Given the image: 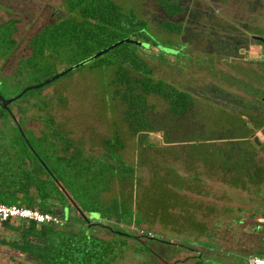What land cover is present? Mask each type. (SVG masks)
<instances>
[{
	"label": "trees",
	"instance_id": "obj_1",
	"mask_svg": "<svg viewBox=\"0 0 264 264\" xmlns=\"http://www.w3.org/2000/svg\"><path fill=\"white\" fill-rule=\"evenodd\" d=\"M151 1L156 2L166 15L159 28L181 36L184 27L174 20L185 12L182 0ZM64 4H68L65 16L56 17L29 39L30 55L17 63L14 73L33 67L29 60L39 54L45 56L47 41L54 37L50 28H55V36L59 39L68 40L64 43H74L73 49L89 53L83 60L123 40L116 37L121 31L140 37L125 39L155 49L158 47L144 31L146 20L137 18L134 10L127 14L113 0H64ZM18 24V19L0 22V76L3 65L10 61L18 48L14 38ZM155 56H146L138 46L124 43L78 69L89 65V70L103 72L112 101L118 102L122 108V122L128 132L139 144H144V149L162 150L158 155L163 164L166 158H171L173 163L183 158L185 169L196 178H217L228 184L235 175L242 181L238 189L252 185L249 181L255 185L257 180L254 178L263 177L264 168L256 161L258 147L253 138L256 132L264 131V114L246 115L240 109L257 108L258 102L264 105V68L260 69L261 73L243 70L246 78L240 75L227 78L225 73L214 71L215 67L210 63V73L216 72L211 85L217 98H200L157 78L147 62ZM10 78L5 77V83ZM49 85L36 90L37 94L40 95ZM150 97L166 104V120L156 121V107L149 102ZM224 98H230L239 108H228ZM20 121L10 106L8 110L0 108V204L50 213L62 222L59 226L2 222L1 226L15 238L0 239V244L33 264H109L111 259H117V247L127 246V239L141 238L126 233L123 228L129 226L127 224L132 219L134 198L140 196L141 189L143 194L147 191L138 176V167L129 165L123 158L125 143L119 132L115 130L112 137L103 139L100 151L94 154L84 150L82 143L63 140L58 135L60 131L55 121L45 117L43 131L51 134L34 137L33 142L40 146L36 150ZM152 135H158L156 143L148 142ZM156 168L160 169L159 166ZM166 169L170 172L177 170L164 164L163 174L154 172L150 183L161 181ZM166 180L165 186L168 187L173 178ZM196 182L200 183L199 179ZM185 188L199 191L195 185H185ZM177 201L169 199L167 205L176 207ZM66 208L76 213L72 221L65 219ZM90 214H98L101 221L91 222ZM145 216L143 213L140 218L143 222L148 221V215ZM113 224L118 227H112ZM96 228L112 239L101 238L95 232ZM116 236L124 237V240Z\"/></svg>",
	"mask_w": 264,
	"mask_h": 264
},
{
	"label": "rangeland",
	"instance_id": "obj_2",
	"mask_svg": "<svg viewBox=\"0 0 264 264\" xmlns=\"http://www.w3.org/2000/svg\"><path fill=\"white\" fill-rule=\"evenodd\" d=\"M113 1L127 14L134 10L137 18L146 20L144 31L148 32L158 47L155 49L146 44L142 46L149 55H156L155 58L147 59L155 76L200 98H217L211 85L214 83L212 77L216 72L225 73L227 78L233 75L246 78L247 74H244L243 70L261 73L260 69L264 68V47L252 39L253 36L264 39V0H182L185 12L174 20L184 27L181 36L168 34L159 28L165 13L156 2ZM67 7L68 4H64V0H0V20H19L18 32L14 36L18 48L1 70L0 95L5 99L18 95L27 87L43 83L81 63L88 56L89 53L83 50L73 49L74 43H64L68 40L59 39L55 36V28H50L54 37L47 41L49 43L45 56L39 54L29 60L33 67L14 73L17 63L30 55L29 39L43 26L50 24L53 18L64 17ZM56 26H59V23ZM67 31L69 34V30ZM116 37L140 39L128 31H121ZM58 46L63 48L58 49ZM210 63L214 65L213 70L216 72L210 73ZM88 66L75 69L72 74L51 83L40 95L36 90L30 92L27 97L12 103L10 109L16 118L21 120L22 128L36 150L40 146L39 143L33 142L34 137H39L42 133L51 134L43 131L45 117L55 121L60 131L58 135L63 140L72 139L75 143H82L84 150L94 154L100 151L101 141L112 137L115 130L121 135L125 143L123 158L129 165L138 167V176L147 191L143 194L141 189L140 196L134 198L132 219L127 224L129 226L123 228L126 233L141 238L128 239L125 241L127 246L117 247V259H111L109 264H175L177 261V264H193L190 263L194 260L193 257L199 255L208 264L244 262L247 256L237 252L231 243V250L226 252L224 249L228 248V240L235 239V230L244 225L245 214L264 213V175L254 178L257 180L255 185L249 181L252 185L238 189L242 183L239 176L234 175L228 184L217 178H196L192 172L185 169L183 158L176 163H173L171 158H166L164 164L177 170L170 172V169H166L161 181L150 183L154 172L158 171V175L164 172V164L158 155L162 150L144 149V144H139L138 140L132 137L122 122L120 104L111 99L106 76L104 77L102 71L89 70ZM19 73L21 74L18 75ZM5 77L13 79L10 78L9 82L5 83ZM248 99L250 98L247 97ZM231 101L230 98L223 99L228 108H239ZM149 102L156 107V121L162 122L168 118L165 103L153 97L149 98ZM44 105H47L46 108ZM257 105V108L244 107L240 110L246 115L262 116L264 105L260 102ZM20 134L22 135L21 132ZM156 137L152 135L148 142L156 143ZM254 137L260 142L255 158L264 168V131L256 132ZM157 166L160 169H157ZM171 176L173 181L166 187V179ZM198 179L202 181L200 191L203 193L199 197L193 195L191 188H185V185L197 187ZM169 199H177L178 206L169 208ZM193 205L202 207L203 210L199 211ZM70 212V208H66L64 216L66 220L72 221L75 213ZM143 213L148 215V221L143 222L140 219ZM206 215L212 216L205 219ZM89 219L91 222L101 221L98 214H90ZM17 223L22 222H12L13 225ZM251 224L255 228L260 227L259 224ZM112 227L118 226L113 224ZM95 232L104 239L111 237L97 228ZM220 235L224 240L222 248L210 243L211 237L217 238ZM116 237L124 240V237ZM13 238L15 235L0 224V239ZM235 247L239 248L236 245ZM0 264L33 263L0 244Z\"/></svg>",
	"mask_w": 264,
	"mask_h": 264
},
{
	"label": "crops",
	"instance_id": "obj_3",
	"mask_svg": "<svg viewBox=\"0 0 264 264\" xmlns=\"http://www.w3.org/2000/svg\"><path fill=\"white\" fill-rule=\"evenodd\" d=\"M58 17V16H57ZM56 18V17H55ZM53 18V20L55 19ZM8 20V19H7ZM2 21H6V20H0V22ZM202 184V181H200V183H198V190L199 191H195L193 192V195L196 196H201L203 193L202 191H200V185ZM243 191V190H242ZM192 206V205H191ZM194 206V205H193ZM196 208L199 209V211H202L203 208L202 207H198V206H194ZM195 208V209H196ZM209 208H207L208 210ZM70 214L75 213L74 211L70 210ZM203 213V212H202ZM76 213L74 214L72 219L76 218ZM212 215H206L204 218H208ZM84 218V217H83ZM245 219V223L244 225H242L241 227H239L237 230H235L236 232H234V237L235 239L232 240H228L227 247L224 250L226 252H228L229 250H231V244L233 245L232 247L234 249H237L239 253H243L245 256H247V259L244 260V262H242L241 264H246L247 260L252 257V256H263L264 257V229H263V224H264V213L261 214H256V213H251V214H245L244 217ZM230 219V218H229ZM251 222L255 223V224H259L257 227L255 228V226H253L251 224ZM230 221H229V225H230ZM227 225V226H229ZM259 231V232H257ZM221 235H223V231L221 233ZM221 235L218 236L217 238L211 237L212 239L210 240L213 245L215 244L217 247L222 248V242H224L223 238H221ZM112 236L106 240H111ZM128 240V239H127ZM125 240V241H127ZM204 240V238H203ZM231 243V244H230ZM239 246L238 247H235ZM219 248V249H220ZM193 261L190 263L193 264H208L205 263L204 260L201 259V256H194L193 257ZM179 263V261H177L175 264ZM231 264H234V262L231 261Z\"/></svg>",
	"mask_w": 264,
	"mask_h": 264
},
{
	"label": "water",
	"instance_id": "obj_4",
	"mask_svg": "<svg viewBox=\"0 0 264 264\" xmlns=\"http://www.w3.org/2000/svg\"><path fill=\"white\" fill-rule=\"evenodd\" d=\"M254 41H257V42H261L263 44V47H264V39L259 37V36H253L252 38ZM133 44V45H136L139 47L140 51L142 54L148 56L149 54L146 53L145 51L142 50V45L143 43L142 42H138V41H135V40H131V39H123V40H120L114 44H112L111 46L107 47L106 49L104 50H101L99 52H97L94 56H92L91 58L87 59V60H84L83 62L79 63V64H76L66 70H64L63 72L53 76L52 78L50 79H47L46 81H44L43 83L39 84V85H36V86H30V87H27L25 89H23L18 95L12 97V98H9V99H5L2 95H0V108H2L3 110H8V107L20 100L23 95H25L27 92H30V91H33V90H38L44 86H47L53 82H55L56 80L60 79L61 77L65 76L66 74L70 73L71 71L75 70V69H78L79 67H81L82 65H85L86 63H88L89 61H92L98 57H101L103 56L104 54L108 53L109 51L117 48L118 46L122 45V44ZM253 142L254 144H256V146H260V142H259V139L257 137H254L253 138ZM84 216V215H83ZM86 218V217H84Z\"/></svg>",
	"mask_w": 264,
	"mask_h": 264
},
{
	"label": "built area",
	"instance_id": "obj_5",
	"mask_svg": "<svg viewBox=\"0 0 264 264\" xmlns=\"http://www.w3.org/2000/svg\"><path fill=\"white\" fill-rule=\"evenodd\" d=\"M6 221L34 222L36 224H51L59 226L61 220L50 213H41L37 210L17 206H6L0 204V223ZM246 264H264L263 256H252Z\"/></svg>",
	"mask_w": 264,
	"mask_h": 264
},
{
	"label": "flooded vegetation",
	"instance_id": "obj_6",
	"mask_svg": "<svg viewBox=\"0 0 264 264\" xmlns=\"http://www.w3.org/2000/svg\"><path fill=\"white\" fill-rule=\"evenodd\" d=\"M165 17H166V15H165ZM165 17H164V19H165ZM164 19H163V20H164ZM162 22H163V21H162ZM259 44H261V45L263 46V44H262L261 42H259Z\"/></svg>",
	"mask_w": 264,
	"mask_h": 264
}]
</instances>
